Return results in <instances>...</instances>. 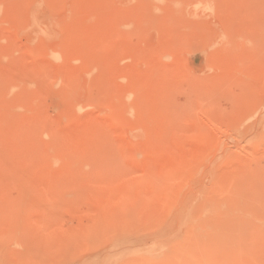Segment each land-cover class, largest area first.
Here are the masks:
<instances>
[{
    "label": "rangeland",
    "instance_id": "1",
    "mask_svg": "<svg viewBox=\"0 0 264 264\" xmlns=\"http://www.w3.org/2000/svg\"><path fill=\"white\" fill-rule=\"evenodd\" d=\"M0 264H264V0H0Z\"/></svg>",
    "mask_w": 264,
    "mask_h": 264
},
{
    "label": "bare ground",
    "instance_id": "2",
    "mask_svg": "<svg viewBox=\"0 0 264 264\" xmlns=\"http://www.w3.org/2000/svg\"><path fill=\"white\" fill-rule=\"evenodd\" d=\"M216 205V204H215ZM218 206V205H217ZM217 206L215 208H217ZM219 207V206H218ZM220 212V211H219Z\"/></svg>",
    "mask_w": 264,
    "mask_h": 264
}]
</instances>
